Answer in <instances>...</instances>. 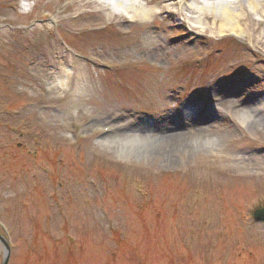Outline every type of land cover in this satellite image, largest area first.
<instances>
[{"label":"rangeland","instance_id":"1","mask_svg":"<svg viewBox=\"0 0 264 264\" xmlns=\"http://www.w3.org/2000/svg\"><path fill=\"white\" fill-rule=\"evenodd\" d=\"M133 2L0 0L8 264H264V1Z\"/></svg>","mask_w":264,"mask_h":264},{"label":"bare ground","instance_id":"2","mask_svg":"<svg viewBox=\"0 0 264 264\" xmlns=\"http://www.w3.org/2000/svg\"><path fill=\"white\" fill-rule=\"evenodd\" d=\"M142 1V0H140ZM164 1H168V0H164ZM264 0H192L191 3L196 4L197 7H195V11H194V7L192 5H190V7L188 8V6L185 4L186 1L185 0H176L174 2H172L173 6H184L186 8V11H189L192 14H195L196 16H190V19L192 18H199V16L203 13L205 8L208 9H212L215 12V16L213 18V22L210 23V26L207 28L210 29L211 31H216L219 34H223L224 32L227 31H236L238 30V24L241 23V21L243 20L244 14H243V8H244V3L248 5V9L249 12L253 15V14H258V8L259 5L263 3ZM130 4H129V9H133L134 7H142L140 4L133 2V0H129ZM217 7V8H216ZM144 9L143 7L140 8ZM215 9H217V11H215ZM258 11V12H257ZM180 13V15L182 16V12L178 11ZM142 15L147 18L149 17L150 13H147L146 11L142 13ZM259 17H264V10L261 11ZM201 19L203 21L207 20V16H201ZM240 22V23H239ZM259 22V21H258ZM198 23L202 24L200 22V20H198ZM202 29H206V26L204 27V24H202ZM156 38L155 37H147L145 38V40L148 43H152ZM244 123V120H243ZM146 142H150L147 140H144ZM200 145L205 146L206 142L204 141H200ZM204 143V144H202ZM148 144V143H146ZM184 147H187V145H184Z\"/></svg>","mask_w":264,"mask_h":264},{"label":"water","instance_id":"3","mask_svg":"<svg viewBox=\"0 0 264 264\" xmlns=\"http://www.w3.org/2000/svg\"><path fill=\"white\" fill-rule=\"evenodd\" d=\"M254 219L255 221L264 223V209L256 211ZM6 262H7V259H5L4 264H6Z\"/></svg>","mask_w":264,"mask_h":264}]
</instances>
